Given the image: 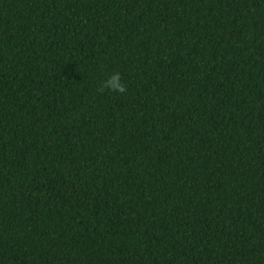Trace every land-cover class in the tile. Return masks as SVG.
I'll use <instances>...</instances> for the list:
<instances>
[{
  "label": "trees",
  "instance_id": "obj_1",
  "mask_svg": "<svg viewBox=\"0 0 264 264\" xmlns=\"http://www.w3.org/2000/svg\"><path fill=\"white\" fill-rule=\"evenodd\" d=\"M0 264H264V0H0Z\"/></svg>",
  "mask_w": 264,
  "mask_h": 264
},
{
  "label": "clouds",
  "instance_id": "obj_2",
  "mask_svg": "<svg viewBox=\"0 0 264 264\" xmlns=\"http://www.w3.org/2000/svg\"><path fill=\"white\" fill-rule=\"evenodd\" d=\"M102 89L106 88L109 91L117 92V93H125L126 85L122 82L119 73H113L106 80L102 82Z\"/></svg>",
  "mask_w": 264,
  "mask_h": 264
}]
</instances>
